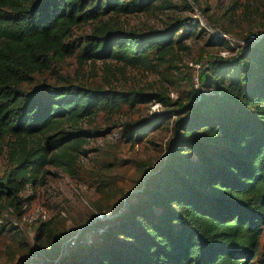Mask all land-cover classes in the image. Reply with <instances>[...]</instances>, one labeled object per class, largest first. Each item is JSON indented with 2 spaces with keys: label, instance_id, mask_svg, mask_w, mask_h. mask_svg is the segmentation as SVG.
<instances>
[{
  "label": "trees",
  "instance_id": "obj_1",
  "mask_svg": "<svg viewBox=\"0 0 264 264\" xmlns=\"http://www.w3.org/2000/svg\"><path fill=\"white\" fill-rule=\"evenodd\" d=\"M159 1L166 2L0 0V140L8 139L10 163L0 177V217L7 208L21 210L22 192L44 183L47 166L75 174L76 163L90 156L88 140L107 135L79 127L101 109L160 104L161 111L119 126L135 141L175 117L164 158L145 173L140 192L124 202L119 215L99 222L95 239L84 232L70 245L68 237L56 260L50 257L58 248L52 224L42 222L34 239V264H253L259 256L264 39L235 51L217 37L232 56L208 61L199 75V90L188 93L185 103L160 92L115 93L59 84L42 85L35 93L22 89L34 74L74 55L80 65L112 61L156 72L188 52V39L206 35L191 18L148 32H122L108 22L149 12ZM81 26L90 31L76 44L70 39ZM6 229L0 225V232ZM257 262L264 264V255Z\"/></svg>",
  "mask_w": 264,
  "mask_h": 264
},
{
  "label": "rangeland",
  "instance_id": "obj_2",
  "mask_svg": "<svg viewBox=\"0 0 264 264\" xmlns=\"http://www.w3.org/2000/svg\"><path fill=\"white\" fill-rule=\"evenodd\" d=\"M162 3L159 1L149 12L118 16L108 21L111 27L122 32L160 30L177 19L191 18L200 24L206 35L188 39L189 51L178 54L175 60L163 64L156 72L124 68L112 61L80 65L74 55L48 71L34 74L32 81L24 84L22 89L26 93H35L41 92L42 85L59 84L60 87L74 85L115 93L160 92L170 95L171 101L181 99L185 103L188 93L199 90L200 87H194V78L202 73L207 62L232 56L225 46L218 44L213 32L229 35L231 42L228 44L235 51L247 47L243 43L248 35L255 34L258 41L264 39V0H166ZM168 4L165 9L161 7ZM89 31L88 26L75 28L70 40L77 44L78 39ZM209 37H212V43H208ZM226 52L222 57L221 53ZM199 64L201 69L197 72L195 65ZM152 106L136 104L131 107L124 103L118 109H101L94 120L87 119L79 124L83 130L105 131L107 135L97 134L103 136L88 140L85 148L90 156L76 163L73 176L60 168L47 166L44 183L22 192L24 206L21 210L7 208L2 212L0 219L7 229L0 232V264L35 263L38 255L34 254V239L42 222L52 224L58 246L51 253L50 257L54 258L60 247H67L65 240L68 237H78L85 232L86 237L95 239L99 222L105 223L119 215L124 202L140 192L145 173L164 158L173 137L174 115L141 141L129 138V131L123 134L119 126L146 119L152 113ZM212 112L209 109L208 113ZM61 127L69 129L65 123ZM36 140L40 141L42 137ZM7 141L0 140V177H5L10 169ZM31 197V201H26ZM11 226L16 230L10 229ZM259 250L253 264H258L264 255V229Z\"/></svg>",
  "mask_w": 264,
  "mask_h": 264
},
{
  "label": "built area",
  "instance_id": "obj_3",
  "mask_svg": "<svg viewBox=\"0 0 264 264\" xmlns=\"http://www.w3.org/2000/svg\"><path fill=\"white\" fill-rule=\"evenodd\" d=\"M201 26H202L203 28H205V27L203 26L202 23H201ZM212 35H213V36L215 35V37H218V38L223 39V40H224L225 42H227V43H230V42H231V37H230L229 35H227V34L220 33V32H213ZM258 39H259V38H258L255 34H251V35H249V36L247 37V39H245V41H244L243 44H244L245 46H251V45H253L254 43L258 42ZM226 54H227V52H226V53H221V56L224 57V56H226ZM195 69H196V71L198 72V71L201 69V65H200V64H199V65H195ZM194 87H195L196 89H198V87H199V76H196V77L194 78ZM171 97H173L172 94H171ZM159 108H161L160 104L155 103V104H153V106L151 107V111H152V112H158V111H160ZM1 224H2V220L0 219V225H1ZM76 238H77V236H73V237H71V239L69 240V244H70V245H73V243H74V241H75ZM35 260L37 261L38 258H35ZM30 262H31V263H27V264H34V261H30Z\"/></svg>",
  "mask_w": 264,
  "mask_h": 264
}]
</instances>
